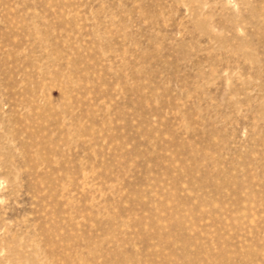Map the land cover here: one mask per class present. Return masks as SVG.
<instances>
[{
    "label": "rangeland",
    "instance_id": "rangeland-1",
    "mask_svg": "<svg viewBox=\"0 0 264 264\" xmlns=\"http://www.w3.org/2000/svg\"><path fill=\"white\" fill-rule=\"evenodd\" d=\"M0 264H264V0H0Z\"/></svg>",
    "mask_w": 264,
    "mask_h": 264
}]
</instances>
